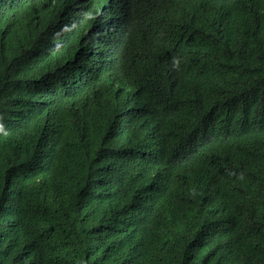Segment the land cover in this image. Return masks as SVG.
<instances>
[{
  "label": "trees",
  "instance_id": "obj_1",
  "mask_svg": "<svg viewBox=\"0 0 264 264\" xmlns=\"http://www.w3.org/2000/svg\"><path fill=\"white\" fill-rule=\"evenodd\" d=\"M3 2L25 7L32 19H18L22 25L17 31L0 32V151L6 153L13 142L1 122L7 132L10 125L16 127L23 97L40 91L56 99L72 86L62 64L75 32L62 37L67 44L61 47L48 41V26L67 19L65 1L52 6L51 0ZM133 11L143 13L148 23L169 28L143 73L130 63L142 60L154 39L141 31L121 67L126 76L141 78L145 89L138 96L112 95L97 102L102 114L94 117L99 120L97 132L80 125L67 128L54 158L43 166L29 163L30 175L23 183L28 204L4 223L23 247L17 261L246 264L250 253L253 264H264L262 0H134ZM223 12L256 29L240 35L236 24L228 22L223 41L238 35V54L217 58L208 47L209 26ZM241 50L248 51L247 59ZM48 70L54 71L50 82L38 83ZM118 115L127 118L122 129L111 118ZM246 146L256 147L258 154H244ZM200 152H217L225 159L217 171L203 173L196 197L181 194L179 211L152 216L145 236L133 241L129 226H117L120 217L115 212L127 204L139 210L153 204L154 192L138 181L139 170L155 161L156 167L169 170ZM222 198L225 202L218 207Z\"/></svg>",
  "mask_w": 264,
  "mask_h": 264
},
{
  "label": "clouds",
  "instance_id": "obj_2",
  "mask_svg": "<svg viewBox=\"0 0 264 264\" xmlns=\"http://www.w3.org/2000/svg\"><path fill=\"white\" fill-rule=\"evenodd\" d=\"M51 1V6L53 3L55 5L65 1L64 9L68 16L65 21L48 26V41L52 39L51 42L61 47L67 44L63 42L62 37L68 32H75L73 41L67 44L71 52L62 64L73 84L67 91L64 90L56 99L51 100L47 94L31 91L23 97V115L16 127L10 125L11 128L7 132L1 122L4 134L6 133L13 145H8L6 153L0 151V264H42L37 258L30 261L23 259V263L17 261L23 247L15 242L12 232L4 225L8 215L23 210L28 204V197L23 192V183L30 175L32 167L29 163L43 166L54 158L61 146L59 136L68 129L80 125L94 132L99 121L94 117L102 115L97 109L100 107L97 102H104L112 95L130 97L142 94L145 82L141 78L121 73V67L130 56L133 42L140 39V31L150 34L154 39L153 49L148 51L142 60L130 63L133 69L142 73L152 60L150 53L161 46L169 32L167 25L148 23L143 13L133 11L134 0ZM262 4L264 6V0ZM109 17H113L115 21L112 22ZM21 18L28 22L32 20L25 7L9 6L0 0V32L8 29L11 32L17 31L22 25L19 21ZM228 22L236 24L240 35L256 29L243 25L233 13L223 12L216 15L209 26L208 47L214 50L217 58L227 55L228 52L234 56L238 54L235 49L238 35L227 42L223 41ZM9 23L11 24L7 27ZM91 24L93 28L88 27ZM239 54L243 59L248 58L247 50H241ZM56 65H59V62ZM171 69L175 71L176 67L172 66ZM53 72H44L37 82L49 83ZM89 93H99L100 96L87 99L85 96ZM111 118L119 129L127 122L123 115ZM243 153L258 154V150L256 147L246 146ZM224 159L225 155L217 152L207 156L200 152L185 164L171 165L169 170H163L162 166L156 167L157 161L143 166L138 172V181L154 192L153 204H143L144 208L141 210L134 203L120 206L115 213L124 224L121 226L119 222L117 226H129L127 232L133 241L145 236L148 219L159 213L179 211L182 207L180 195L196 197L203 173L217 171ZM224 202L222 198L221 205ZM149 237L150 234H147V238ZM154 250L157 254L160 248L156 245ZM254 261L250 253L245 258L246 264H253Z\"/></svg>",
  "mask_w": 264,
  "mask_h": 264
},
{
  "label": "bare ground",
  "instance_id": "obj_3",
  "mask_svg": "<svg viewBox=\"0 0 264 264\" xmlns=\"http://www.w3.org/2000/svg\"><path fill=\"white\" fill-rule=\"evenodd\" d=\"M93 70H95V69H93ZM157 143V142H156ZM217 204H218V207H221L222 205H219V203L217 202Z\"/></svg>",
  "mask_w": 264,
  "mask_h": 264
}]
</instances>
